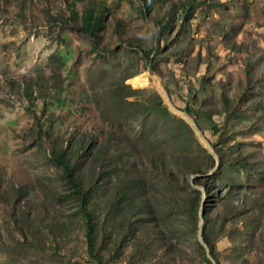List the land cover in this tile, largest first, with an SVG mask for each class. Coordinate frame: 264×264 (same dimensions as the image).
<instances>
[{
	"label": "rangeland",
	"instance_id": "374dc122",
	"mask_svg": "<svg viewBox=\"0 0 264 264\" xmlns=\"http://www.w3.org/2000/svg\"><path fill=\"white\" fill-rule=\"evenodd\" d=\"M88 1L97 49L52 17ZM0 2V68L64 77L42 126L0 102V264H264V0Z\"/></svg>",
	"mask_w": 264,
	"mask_h": 264
},
{
	"label": "trees",
	"instance_id": "16d2710c",
	"mask_svg": "<svg viewBox=\"0 0 264 264\" xmlns=\"http://www.w3.org/2000/svg\"><path fill=\"white\" fill-rule=\"evenodd\" d=\"M158 0H142V2L148 7L151 4H154ZM3 5L0 2V17L3 14ZM178 9L180 7H177ZM184 9V5L182 10ZM69 15L66 17H56L52 16L56 22H63L70 25L78 26L82 31L88 33L93 38V45L95 49L99 48L98 38L100 35L101 29L106 23V9L105 6H97L93 1L84 2L82 11H79L74 6H69ZM171 13L161 18L160 26L161 28L165 24H169L171 21ZM161 32V29L160 31ZM160 35L158 36V40ZM150 56V54H148ZM57 58V59H56ZM51 61L54 63V60H61L56 54L50 55ZM64 77L60 72L52 71L47 73L43 70H37L34 73L18 72L10 67L0 68V102L5 104H11L18 102H26V109L30 114L33 115L37 124L42 126L41 115L46 114L50 104L49 97L52 91L55 88L62 86ZM42 100V111L39 116L37 113V101ZM49 116L52 113L48 114ZM86 142L80 145V148H86ZM54 158L63 166L64 174L67 180L70 182L73 187L74 193H76L79 198L83 201L84 205L87 206L89 203L88 195L84 191L81 181L78 176L74 173L73 167L71 165L70 159L66 155L65 149L62 147L58 148L53 152ZM126 188L132 186V182L123 180L121 182ZM129 184V185H128ZM129 186V187H128ZM83 211L86 217V238L89 247L93 248L95 232L97 228V222L95 216L92 214V211L86 207H83ZM204 235V240L206 241L210 253L214 255L215 245L211 237Z\"/></svg>",
	"mask_w": 264,
	"mask_h": 264
},
{
	"label": "bare ground",
	"instance_id": "6f19581e",
	"mask_svg": "<svg viewBox=\"0 0 264 264\" xmlns=\"http://www.w3.org/2000/svg\"><path fill=\"white\" fill-rule=\"evenodd\" d=\"M135 80V79H134Z\"/></svg>",
	"mask_w": 264,
	"mask_h": 264
}]
</instances>
